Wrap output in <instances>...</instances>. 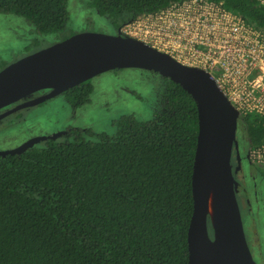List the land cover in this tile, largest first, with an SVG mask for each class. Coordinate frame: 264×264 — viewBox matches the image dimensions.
Masks as SVG:
<instances>
[{
  "label": "trees",
  "instance_id": "1",
  "mask_svg": "<svg viewBox=\"0 0 264 264\" xmlns=\"http://www.w3.org/2000/svg\"><path fill=\"white\" fill-rule=\"evenodd\" d=\"M181 1L90 5L121 28ZM209 1L223 3L264 34L259 0ZM69 3L0 0V14L23 17L39 33L55 35L66 29ZM162 79L151 121L126 116L112 135L74 129L22 154L0 156V264H190L199 116L193 98ZM93 91L90 80L63 95L77 109ZM241 123L249 149L262 147L264 117L246 116Z\"/></svg>",
  "mask_w": 264,
  "mask_h": 264
},
{
  "label": "water",
  "instance_id": "2",
  "mask_svg": "<svg viewBox=\"0 0 264 264\" xmlns=\"http://www.w3.org/2000/svg\"><path fill=\"white\" fill-rule=\"evenodd\" d=\"M152 72L180 85L195 101L199 132L192 190L194 211L188 230L190 264H258L252 254L239 203L240 183L232 164L237 151L240 118L214 78L196 67L133 38L100 33L73 35L30 54L0 71V111L49 91L36 101L18 106L6 116L63 95L66 91L116 70ZM1 121V119H0ZM68 131L36 137L0 156L22 154L41 142ZM215 195V217L209 216ZM210 225L212 233L210 232Z\"/></svg>",
  "mask_w": 264,
  "mask_h": 264
},
{
  "label": "rangeland",
  "instance_id": "3",
  "mask_svg": "<svg viewBox=\"0 0 264 264\" xmlns=\"http://www.w3.org/2000/svg\"><path fill=\"white\" fill-rule=\"evenodd\" d=\"M82 33L123 34L121 28H115L97 13L90 0H70L66 29L55 35L39 33L23 17L0 14V71L30 54ZM162 80L155 73L133 69L103 74L93 79L91 100L80 108L75 109L66 96L60 95L2 122L0 151L14 150L36 137L74 129L112 135L116 122L126 116L151 121L156 109L157 85ZM241 121L242 118L238 131L242 155L239 154L245 165L240 179L237 178L238 198L253 257L258 264H264V169L249 158L250 149ZM209 229L212 233L211 225Z\"/></svg>",
  "mask_w": 264,
  "mask_h": 264
},
{
  "label": "built area",
  "instance_id": "4",
  "mask_svg": "<svg viewBox=\"0 0 264 264\" xmlns=\"http://www.w3.org/2000/svg\"><path fill=\"white\" fill-rule=\"evenodd\" d=\"M121 32L209 73L240 118L264 117V34L223 3L176 2L132 19ZM249 158L264 169V145L250 149Z\"/></svg>",
  "mask_w": 264,
  "mask_h": 264
},
{
  "label": "flooded vegetation",
  "instance_id": "5",
  "mask_svg": "<svg viewBox=\"0 0 264 264\" xmlns=\"http://www.w3.org/2000/svg\"><path fill=\"white\" fill-rule=\"evenodd\" d=\"M47 93H49V91H42V92L36 93L33 96L29 97L28 99L20 102L19 104H16V105H13V106H11L9 108H6L4 110H1L0 111V119H1L0 124H2V122L6 121V120H10V119H12L14 117H17L18 115H20L21 112L26 111V110H20V111H18L16 113L11 114V116H6L5 114L8 113L9 111L15 109L18 106L24 105L26 103L36 101L39 98L45 96ZM238 131H239V128H238ZM238 142H239V140H238ZM239 153H241V147H240V145H239ZM241 155H242V153H241ZM240 161H241V164L238 161L237 151L234 150V152H233V158H232V164L234 166V169H235V172H236V177L238 179H240V177H241L240 174L244 170L243 168H244V165H245V161L242 158H241Z\"/></svg>",
  "mask_w": 264,
  "mask_h": 264
},
{
  "label": "bare ground",
  "instance_id": "6",
  "mask_svg": "<svg viewBox=\"0 0 264 264\" xmlns=\"http://www.w3.org/2000/svg\"><path fill=\"white\" fill-rule=\"evenodd\" d=\"M209 216H210V220L211 221L215 217V195H214V193L211 195L210 208H209Z\"/></svg>",
  "mask_w": 264,
  "mask_h": 264
}]
</instances>
